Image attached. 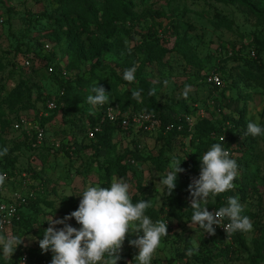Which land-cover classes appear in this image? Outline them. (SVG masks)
<instances>
[{
    "label": "rangeland",
    "instance_id": "obj_1",
    "mask_svg": "<svg viewBox=\"0 0 264 264\" xmlns=\"http://www.w3.org/2000/svg\"><path fill=\"white\" fill-rule=\"evenodd\" d=\"M126 1L133 4L131 21L117 25L111 35L91 28L90 32L81 36L79 43L84 48L80 50L79 59L74 60L73 53L77 46L67 49V37L57 42L49 38L47 19L63 18L53 13L55 6L51 0H0V150L5 147L9 150L23 141V137L14 132L11 126L15 116L22 113L21 106L11 110L4 103L20 79H24L28 86H36L30 89V101L40 107L41 95L55 104L61 100L63 90L58 82L66 85L77 77L88 78L93 75L101 81L116 83L117 92L111 94L112 103L109 106L118 111L116 96L125 101L122 95L124 91L132 93L137 90L136 84L123 79L124 71L134 65L137 81L159 84V88L154 89V98L159 105L180 101L190 109L202 111L203 116L213 121L226 115L229 120L236 122L238 112L245 104L246 117L242 128L239 126L237 130L246 132L250 121L264 126V80L257 76L255 69L249 72L252 63L248 54L255 47V39L264 37L262 20L257 21L237 3L221 0ZM250 1L264 11V0ZM215 15L222 19V23L228 24L216 20ZM106 41L112 43V50L100 52V44ZM46 46H50L49 50ZM234 53L237 54L235 59L232 56ZM145 55L150 56L153 62L143 65ZM25 61H28L29 66L22 65ZM260 62L264 64V54ZM221 66L224 67V74L216 71L221 77V84L213 90L215 85L208 78L214 69ZM49 67H52V72L48 71ZM91 69L93 73H90ZM119 79L125 83L118 82ZM186 87L187 97L183 95ZM213 98L223 106L221 110L215 106L218 102L212 104ZM59 107L47 123L43 139L40 142L35 140L30 150L21 148L12 155L18 156V175L12 181L21 185L26 182L32 186L20 188L22 197L16 205L18 212L29 223L1 233L21 238L26 235L29 239L26 238L17 247L11 258L4 256L0 249V259L8 260L10 264H51L52 253H42L38 244L49 226L46 221L53 215L54 219H62L63 216L57 212L59 201L69 196L79 203V196L89 185L109 187L114 179L122 178L131 186V198L137 196L145 201L151 200L152 207L148 209L154 211L165 209L164 186L158 182L170 170L172 161L164 172L150 160L162 152L166 158L174 157L183 162L185 157L187 160L194 153L191 147L188 148L187 141L179 142L180 137H171L172 145L168 146L167 141L171 138L156 143L155 134L142 132L140 128H132V132L126 134L117 132L111 139L113 151L107 152L100 147L99 152H95L94 137H87L90 128L88 119L97 116L101 107L85 100L74 104L66 115L63 112L65 105L61 102ZM28 111L30 117L34 115L32 111L36 112L35 109ZM167 112L173 117L179 116L176 112ZM3 121L8 122L5 128ZM247 137L248 143L243 145V137H238L236 162L245 166L253 189L248 192L249 187L243 179V186H236L234 192L244 206L242 215L249 217L253 224L251 232H240L245 249L252 255L255 251L254 241L264 239V136ZM126 151L137 152L144 162L131 164L130 160L125 159L123 164L127 171L124 177L112 175L105 183L100 179L106 173L105 163ZM244 153L250 156L246 164L241 157ZM5 157H0V163ZM28 170L35 178L28 180L22 177ZM193 178L196 177L189 178L187 187ZM10 182L2 186L0 193L1 198L9 201L15 189ZM181 182L177 178L176 186L181 185ZM35 199L39 202L32 206ZM190 222L185 218L180 222H168V236L162 238L161 246L150 264H177L178 254L184 252L187 255L190 248L199 250L192 256L187 255V264H250L248 253L232 242L226 245L217 237L214 243L203 244L199 237L201 230L190 228ZM67 223L77 229L80 227L70 220ZM56 227L59 229L63 225ZM35 237L37 239L33 240ZM132 239H136L135 234L126 237L118 264H132L127 259L131 247L128 241ZM138 251L134 248V257ZM24 257L25 261L22 260ZM34 260L37 262L34 263ZM260 264H264V260Z\"/></svg>",
    "mask_w": 264,
    "mask_h": 264
},
{
    "label": "trees",
    "instance_id": "obj_2",
    "mask_svg": "<svg viewBox=\"0 0 264 264\" xmlns=\"http://www.w3.org/2000/svg\"><path fill=\"white\" fill-rule=\"evenodd\" d=\"M224 2H232L237 3L240 7L244 9L245 12L249 13L251 16L257 18V21L262 20L264 22V11L258 9L255 5L251 3L250 0H221ZM55 9L53 13L55 15L63 17L62 19H47L49 20V38L51 41L57 42L63 38L67 37L68 48L71 49L77 46L76 51L73 53V59L78 60L81 51L83 50V45L81 42V36L90 32L91 28H94L96 31L106 32L108 35H111L114 32V29L117 25H125L129 21H131V9L133 8V4L127 2L126 0H51ZM131 16V17H130ZM159 17H161L159 15ZM216 20L219 22L222 21L217 15H215ZM219 18V19H218ZM222 23V22H221ZM220 23V24H221ZM222 24H228V22H223ZM58 37V38H56ZM79 43V44H78ZM255 47L254 49L249 51L250 63H252L249 67V72L253 69L256 71L257 76L264 80V64L260 62V57L264 54V37L255 39ZM78 44V45H77ZM50 48V46H49ZM49 50V49H48ZM112 43L106 41L103 45L100 44L99 51H111ZM253 55V56H252ZM234 59L237 57V54L234 53L232 55ZM224 59L223 61H225ZM153 60L150 56L145 55L143 60V65L152 63ZM155 62H159L156 60ZM50 68V67H49ZM52 68V67H51ZM220 71V73L224 74V67H219L213 70V73L216 74V71ZM90 73H93L91 69ZM114 78H117L114 73H112ZM218 75V74H217ZM248 75H250L248 73ZM220 77V76H219ZM221 79V77H220ZM24 80V79H23ZM20 79L14 89L10 92V94L5 98L4 103L13 110L17 106H21L22 113H19L15 116V121L13 125L18 122L20 119H32L40 128L44 131L46 129L47 123L51 121L54 116V112L59 110V106L61 102L65 105V109H63L64 115L68 111H70L74 104H79L87 100L86 98L89 95H94L91 89L94 86L95 82L98 81V86H103L105 91L109 92V97L112 93L117 92L116 83L114 82H104L99 78H95L93 75H90L88 78L77 77L74 81L66 83L64 85L61 82V88L63 90L62 98L60 101H57L54 110L47 111L45 108L46 101H51L47 97H40V107L35 105L34 101H30V89L32 87L36 88L34 85H27V83ZM120 83L124 84L125 81L123 79H119ZM137 85V90L141 92V99H134L132 93L130 91H124L123 96L126 98L125 101L121 97L116 96L117 100V109L121 114H137V113H145V114H153L157 118V128L153 131H147L144 126L140 127V131L142 132H150V134H155V142H160L164 138H173L180 137L179 142L187 141L188 148H192L194 153L192 156L184 160L180 167L184 169L185 175H181L178 173L177 178L181 182V185H178L173 190L171 196H167L166 190L164 188V200L166 202L167 207L165 209H160L159 211H154L152 209H146L145 214L150 217L152 220H163L165 222H180L182 219H187L191 221L192 217V209L188 207L187 201L190 199L189 193L187 191V181L192 176L198 178L199 177V169H200V157H202L214 143H219L221 141V137H224L223 144L228 149L231 145H237L238 137H243V141L241 144L248 143V137L244 135L245 132H241L237 130L238 127L242 126L243 119L246 117V105L242 107V109L238 112V120L231 121L228 119L226 115H221L220 120L213 121L208 116H204L202 118H196L194 125L190 128L185 119L190 117H195L197 111L194 109H190L185 103L180 101L171 102L168 105H159L156 103L154 94L149 95L150 90L155 88H159V84L155 85L146 80H136L134 83ZM218 87L215 86L213 90H216ZM72 100H75L73 103ZM218 101L213 98L212 104H216ZM216 108L221 110L223 106L218 104L215 105ZM31 109H35L36 112L32 111L34 114L32 117L28 116ZM100 113L97 116L90 117L89 123L90 128L95 127L100 119L105 117L107 109H109V105H104L101 108ZM47 112V117H39L38 115L41 112ZM167 111H173L179 114L178 117H173V115H169ZM36 118V119H35ZM236 120V119H233ZM234 122V123H233ZM4 128L8 125L7 121H3ZM233 124V126H231ZM13 125L12 129H13ZM167 126H172L170 131H166L165 128ZM101 130L99 133L95 134V152H99L98 149L105 148L107 152H111L114 149L113 144L111 143L112 137L117 133H131L132 127H130L127 131H122L120 127H118L116 122L104 121L100 126ZM180 127L178 131L177 128ZM225 127V128H224ZM89 128V129H90ZM224 128V129H222ZM242 128V127H241ZM19 133L23 137V141L19 144L13 145L9 150L8 154L4 158L3 162L0 163V173H6L7 181L14 180V178L18 175V170L16 169V158L18 156H12L15 153L19 152L21 148L30 150L32 148V143H35V134L33 132L31 137H28L23 131H15ZM172 138L167 141V145H172ZM251 144V142H249ZM137 145V144H136ZM138 147V146H136ZM12 156V157H11ZM245 159V164L250 158L247 153H244L241 156ZM125 159L135 162L142 161L144 159L138 155L137 152L126 151V153L120 154L116 156V158L112 161L106 162V173L100 176L105 183H108V180L112 175H118L120 177H124L127 168L123 164ZM174 157L166 158L163 153H159L158 157L151 159L150 161L155 165L157 169H161L166 172L168 169V163L173 161ZM236 161V158H235ZM239 165L238 169V178L234 180V184L236 186H243L242 180L248 185V192H251L253 189V182L251 181V177L247 175L245 166L242 167L240 163L236 162ZM31 171H26V174L29 175L30 178H35V175H31ZM242 176V177H241ZM241 178V179H240ZM253 180V179H252ZM14 183V182H13ZM32 186V185H31ZM29 185V187H31ZM236 188V187H235ZM235 188L225 193L218 194L215 199L208 200L207 207L219 209L221 206H226L227 198L230 196H235ZM0 199H2L0 197ZM140 200H143L141 197L134 196L132 198V202L136 203ZM39 200L35 199L31 205H35ZM79 203L73 197H64L58 203V213L65 217L71 212L77 210ZM29 206V205H28ZM76 222L74 219L70 220ZM28 221L24 220L23 215L18 212L17 208V218L13 220L11 229L15 230L21 228L28 224ZM199 237L203 244L206 243H214L217 237L215 236L210 240L203 239V230L200 229ZM142 235V233H141ZM240 232L234 233L231 235L230 242H226V240L221 238L224 243L229 245L231 242L234 245L239 246L244 252L248 253V258L250 264H260L264 260V239L261 241H254L253 247L255 249L252 255H249L247 249H245V244L241 240ZM130 251L127 254V259L129 262L136 263L134 260V248L130 247ZM34 256V254H33ZM185 259V260H184ZM187 255L184 252H181L176 257L177 264H187L186 262ZM42 260V258H41ZM184 261V262H182ZM37 260H34L36 263ZM0 264H10L8 260L0 259Z\"/></svg>",
    "mask_w": 264,
    "mask_h": 264
},
{
    "label": "clouds",
    "instance_id": "obj_3",
    "mask_svg": "<svg viewBox=\"0 0 264 264\" xmlns=\"http://www.w3.org/2000/svg\"><path fill=\"white\" fill-rule=\"evenodd\" d=\"M136 70L135 65L126 69L123 79L134 83ZM188 87L183 93L185 97L188 94ZM91 91L94 95L87 97L89 104L102 107L112 103L109 92L105 91L103 86H98V81ZM153 94L154 89L149 92V95ZM132 96L134 99H141L140 90H134ZM109 110L114 109L109 106ZM244 135L253 138L264 136V126L250 121ZM223 140L222 136L219 143L212 144L200 157L199 177L191 179L187 188L190 197L188 207L192 209L191 222L188 225L192 229H202L203 233L210 236L215 235L216 227H223L230 234L253 230L250 218L242 215L244 206L238 196H230L227 198L226 206L212 212L208 211V200L233 190L236 187L234 180L239 174V165L230 158ZM7 154V147L0 150V157ZM181 163L174 158L170 170L159 179L158 183L164 186L167 196H171L176 187L178 173L184 171L180 167ZM5 181L6 173H0V186H3ZM130 187L122 178L114 179L109 187L89 185L79 196L81 199L77 210L62 219H54V215L48 219L46 222L49 226L44 230L43 239H39L38 244L42 253L49 251L52 253L51 264H118L124 241L132 234L136 235V239L129 240V246L139 250L134 260L138 264H150L161 246L162 238L168 236V222L163 220L154 222L148 217L145 212L152 207L151 200L143 199L133 203L129 194ZM73 219L80 225L78 229L67 223ZM225 219L228 223L223 225ZM57 225L63 227L57 229ZM26 238V235L21 238L14 234L8 236L0 234V249L4 256L11 258ZM36 239L35 237L33 240ZM198 250L190 248L187 255L192 256Z\"/></svg>",
    "mask_w": 264,
    "mask_h": 264
},
{
    "label": "built area",
    "instance_id": "obj_4",
    "mask_svg": "<svg viewBox=\"0 0 264 264\" xmlns=\"http://www.w3.org/2000/svg\"><path fill=\"white\" fill-rule=\"evenodd\" d=\"M0 23H2V21H0ZM46 49H49V46L45 47ZM24 67L29 66L28 61H25L22 64ZM49 72H52L53 69L50 67L48 68ZM209 82H211L213 85L218 86L221 84V79L219 77V75L217 74H211L210 77L208 78ZM45 108L47 111H52L55 108V105L52 101H46L45 103ZM203 112L202 111H198L195 114V117L193 118H186L185 122L186 124L191 128L194 125L195 119L196 118H202L203 116ZM48 113L47 112H41L38 116L39 117H47ZM104 121H109V122H116L118 127H120V129L122 131H127L130 127H132L133 129L136 128H140L141 126H144L145 129L147 131H153L154 129L157 128V118L155 115L153 114H145V113H137V114H121L119 111H114V110H109L107 109L106 111V115L105 117H103L102 119H100L99 123L93 127L87 130V137L89 139H92L95 134L99 133L101 130V125L103 124ZM13 129L15 131H23L28 137L32 136L33 132L35 134V139L40 142L43 139V133L44 130L42 128H40L35 122H33L32 119H20L18 122H16L13 125ZM172 129V126H167L165 128L166 131H170ZM177 130H180V127L177 128ZM230 153V158L234 159L236 158V145H231L228 149H227ZM131 164H133V161H131ZM181 175H185V172L180 173ZM22 177L24 179H28L29 177L26 174H23ZM15 189H13V194H12V200L9 201L5 198L0 199V234L4 233L7 229L11 228L13 220H15L17 218V202L19 200H21V195L20 193V188H23V186L26 185H30V183H26L24 182L23 185L18 184V183H13L12 180H10ZM27 181V180H26ZM7 182V177H6V181ZM2 192V186H0V193ZM29 197L31 198V195H29ZM187 204L189 206L190 204V199L187 201ZM214 210H218V209H214V208H208V211L212 212ZM228 223L227 219L224 220L223 225H226ZM222 225V226H223ZM231 235L230 233H228L227 231L224 230L223 227H216L215 229V235H208L207 233H203V239L204 240H210L215 236H219L222 237L226 240V242H230L231 240ZM23 261H25V257L22 259Z\"/></svg>",
    "mask_w": 264,
    "mask_h": 264
}]
</instances>
